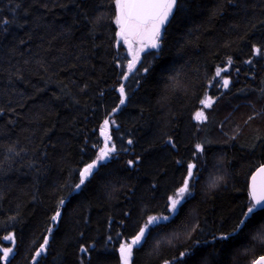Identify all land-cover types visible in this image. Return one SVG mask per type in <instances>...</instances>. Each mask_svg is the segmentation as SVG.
<instances>
[{
	"label": "trees",
	"instance_id": "16d2710c",
	"mask_svg": "<svg viewBox=\"0 0 264 264\" xmlns=\"http://www.w3.org/2000/svg\"><path fill=\"white\" fill-rule=\"evenodd\" d=\"M115 11V0H0V249L13 248L0 264H34L45 237L39 264H122L121 244L161 215L130 264H253L264 213L234 230L264 165V0H180L131 72ZM105 120L116 151L77 189ZM189 162L199 175L171 213Z\"/></svg>",
	"mask_w": 264,
	"mask_h": 264
},
{
	"label": "snow or ice",
	"instance_id": "6c2138e0",
	"mask_svg": "<svg viewBox=\"0 0 264 264\" xmlns=\"http://www.w3.org/2000/svg\"><path fill=\"white\" fill-rule=\"evenodd\" d=\"M227 2L232 3L233 0H227ZM179 7L180 0H115V22L119 27V31L116 33L117 37L121 38L126 45L130 46L133 40L140 45L138 51L132 53L133 60L128 64V70L130 72L135 67L136 61L140 59L139 52H143L146 49L160 48L164 29ZM254 51L259 53L261 49H255ZM229 63H231V60ZM144 71L147 72L148 69L145 68ZM221 71V69H217V77H220ZM228 85L229 80L223 79V86L226 88ZM119 92L120 105H123L126 99L125 87L123 85L119 88ZM200 103L204 108H209L213 101L210 97H205L200 100ZM195 118L197 120H203L204 112H196ZM109 123L108 120H105L101 127V134L105 136V146L100 149L96 159L80 171V182L76 185L77 189H79L81 185H83L85 181L94 174V170H97L100 165L109 159L111 153L116 151L115 146L110 144L111 137L107 134ZM129 143H132V141H129ZM201 151V146L199 144L196 145V152ZM129 166H132L131 161H129ZM196 168L197 165L195 163L189 162L187 164V174L183 177L182 186H179L175 193L168 197L167 208L169 212L175 213L178 206L181 205L185 198L191 194L190 190L194 186L199 175L197 171H194ZM259 172L264 174V166L259 168ZM253 181H255V177H253ZM249 199L250 204L246 211L241 212L243 218L238 221L234 231L240 230L243 226H246L256 215L264 213V185L257 188L256 184L253 183L249 191ZM60 203L63 204L64 201L61 200ZM59 216L60 212L57 211L56 214L52 216V221L56 222ZM169 219L170 217L168 215L150 216L147 223L139 229V232L130 242L121 244L120 253L122 264H129L133 248L142 243L150 227ZM49 231H51V229H49ZM232 234L233 233L221 235L219 239L227 240ZM4 239L11 240L14 243V237L11 235L4 237ZM260 243H264V239H260ZM47 244L48 239L45 237L43 244L39 246L33 257L34 264H39L37 258L46 252ZM86 251L87 249L81 248V252ZM0 252H2V255H0V261L7 262L13 254V248L4 247L0 249ZM183 255L184 253H181V256ZM253 264H264V255H261L258 260L253 262Z\"/></svg>",
	"mask_w": 264,
	"mask_h": 264
},
{
	"label": "water",
	"instance_id": "95a60500",
	"mask_svg": "<svg viewBox=\"0 0 264 264\" xmlns=\"http://www.w3.org/2000/svg\"><path fill=\"white\" fill-rule=\"evenodd\" d=\"M120 42V38L118 37L117 39V42H116V45H118ZM126 45V44H125ZM126 49H127V57L129 58V62L132 61V52H131V48L129 45H126ZM149 49H146L145 51L143 52H140L139 54H143L145 53L146 51H148ZM153 50H157V49H153ZM129 64V63H128ZM109 128V127H108ZM101 138H102V141H103V144H102V148H104L105 146V136L101 134ZM101 148V149H102ZM108 161V159L104 162L106 163ZM261 166H264V165H261ZM260 166V167H261ZM258 167L257 169H255L253 171V173L251 174V176L249 177V181H248V190L250 191V188L251 186L253 185V183L256 184L257 188L261 187L262 185H264V174H261L259 172V168ZM253 177H255V181H253ZM260 258V257H259ZM259 258H257L256 260H258Z\"/></svg>",
	"mask_w": 264,
	"mask_h": 264
},
{
	"label": "rangeland",
	"instance_id": "374dc122",
	"mask_svg": "<svg viewBox=\"0 0 264 264\" xmlns=\"http://www.w3.org/2000/svg\"><path fill=\"white\" fill-rule=\"evenodd\" d=\"M117 25V24H116ZM117 27H118V25H117ZM118 31H119V27H118ZM122 40V39H121ZM122 44H124V42H123V40H122ZM140 48V45L135 41V40H133L132 41V43H131V52L133 53V52H136V51H138V49ZM132 57H133V55H132ZM137 62V61H136ZM135 66H136V64H135ZM199 122L200 121H202V120H198ZM129 264H130V260H129Z\"/></svg>",
	"mask_w": 264,
	"mask_h": 264
}]
</instances>
